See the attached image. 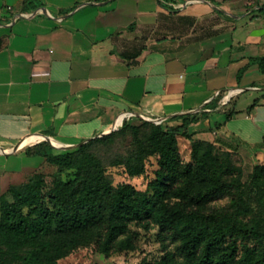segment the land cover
<instances>
[{"label":"crops","instance_id":"crops-1","mask_svg":"<svg viewBox=\"0 0 264 264\" xmlns=\"http://www.w3.org/2000/svg\"><path fill=\"white\" fill-rule=\"evenodd\" d=\"M25 1L0 0V196L47 163L29 146L74 147L121 118L179 125L217 91L264 90V0L249 9L228 0H33L39 7L27 12ZM216 100L206 112L225 110ZM188 130L211 152L263 146L264 101L224 125L209 115Z\"/></svg>","mask_w":264,"mask_h":264},{"label":"trees","instance_id":"trees-1","mask_svg":"<svg viewBox=\"0 0 264 264\" xmlns=\"http://www.w3.org/2000/svg\"><path fill=\"white\" fill-rule=\"evenodd\" d=\"M34 2H24L26 12L30 6L39 7ZM256 62L264 73V58ZM262 101L264 91L250 109ZM209 113L184 114L178 117L179 125L123 121L118 132L129 129L135 139L134 154L123 163L129 176L142 175L144 159L160 154L147 191L130 184L113 186L92 153L95 145L109 143L118 132L63 153H55L47 142L27 147L28 156H41L60 172L70 171L71 177H55L45 190L46 180L36 172L1 195L0 264H59L92 243L107 257L133 251L139 231L132 225L158 229L163 255L153 264H264V247L245 245L240 253L239 245L242 238L264 239V162L243 181L231 150L214 155L193 145L192 161L181 158L178 138L190 139L189 126ZM232 116L229 111L227 119ZM143 130L147 139L142 138ZM225 197L228 202L218 204Z\"/></svg>","mask_w":264,"mask_h":264},{"label":"rangeland","instance_id":"rangeland-1","mask_svg":"<svg viewBox=\"0 0 264 264\" xmlns=\"http://www.w3.org/2000/svg\"><path fill=\"white\" fill-rule=\"evenodd\" d=\"M228 1H233L231 5L237 8L249 9L257 0ZM263 91L264 90L255 91L246 89L242 92L236 93L228 105L223 107L225 110L215 111L211 114L209 113L212 125H224L225 121L227 120V113L229 111H231L234 116H245V114L248 115L254 109H250V106L256 99H261ZM257 106H255V108ZM212 111H214V109ZM131 119L135 125H141L143 121L157 124L153 120H145L140 117ZM121 126L122 124L112 132H118ZM206 134L208 137L211 135L210 132H207ZM141 135L144 139L148 138L145 130L141 132ZM178 146L182 160L184 162H191V151L193 146L192 142H189V139L179 137ZM235 146L236 149H234L231 153L233 162L241 169L242 180L248 181L251 173L254 170V167L257 164L264 162V158H259L258 154L264 145L253 148H249L241 144ZM53 149L55 153L69 151V149ZM134 149L135 139L133 132L129 129H126L118 132L117 136H115L109 143H100L95 145L92 148V153L105 166L106 175L113 186L117 187L120 185L130 184L139 191H147L148 184L155 178V173L159 169L160 154L154 153L147 156L144 159L145 172L140 176L131 177L128 175L126 166L123 163L134 154ZM224 151L225 150L220 148L219 150H215L211 153L214 155H220L224 153ZM37 172L41 173L46 180L47 186L45 190L49 188L55 177L60 176L64 179L71 177L70 171L60 172V169L57 166L49 163H46L43 168ZM29 176L25 177V179L20 183L28 182L27 179ZM227 202L228 198L225 197L219 200L218 204L225 205ZM131 229L134 231H139V239L136 243L137 246L133 251L116 252L107 257L99 252L97 243H92L89 246L79 248L65 259L60 260L59 264H153L158 262L163 255V247L159 241L158 229L152 228L149 231H146L135 225H132ZM239 245L240 253H242L245 245L255 248L264 247V239H253L250 237L242 238L239 240ZM171 246H173V244H171Z\"/></svg>","mask_w":264,"mask_h":264},{"label":"built area","instance_id":"built-area-1","mask_svg":"<svg viewBox=\"0 0 264 264\" xmlns=\"http://www.w3.org/2000/svg\"><path fill=\"white\" fill-rule=\"evenodd\" d=\"M8 10L10 11L11 8L8 7ZM16 19V18H15ZM239 92H242L241 90L237 89V90H228V91H225V92H222V91H217L213 97V100L210 101L207 105H205L202 109H198L196 110L194 113H199V112H202V111H205V110H208L210 111V109L207 107L209 106L210 104L213 103L214 100L218 99L219 101V104L221 107H225L226 105H228V103L231 101L232 97L236 94V93H239ZM126 117H131L132 115L127 113L125 115ZM142 119H145V120H150V119H147L145 117H141ZM167 119H155L153 120L155 123L157 124H162L163 122H165Z\"/></svg>","mask_w":264,"mask_h":264},{"label":"water","instance_id":"water-1","mask_svg":"<svg viewBox=\"0 0 264 264\" xmlns=\"http://www.w3.org/2000/svg\"><path fill=\"white\" fill-rule=\"evenodd\" d=\"M19 16H21V15H19ZM114 130H116V129H114ZM114 130H112V131H114ZM112 131H110L109 133H111ZM108 133V134H109ZM90 140V139H89ZM88 140H86V141H83L82 143H80L79 145H81V144H83V143H85V142H87ZM79 145H77V146H74V147H70V148H61V147H57V146H55V145H51L53 148H61V149H74V148H76V147H78Z\"/></svg>","mask_w":264,"mask_h":264},{"label":"bare ground","instance_id":"bare-ground-1","mask_svg":"<svg viewBox=\"0 0 264 264\" xmlns=\"http://www.w3.org/2000/svg\"><path fill=\"white\" fill-rule=\"evenodd\" d=\"M122 120H123V118L120 119V125H121V123H122Z\"/></svg>","mask_w":264,"mask_h":264}]
</instances>
